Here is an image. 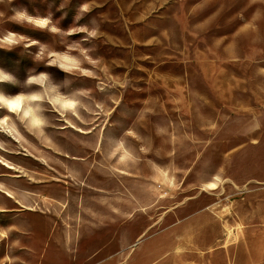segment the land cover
I'll use <instances>...</instances> for the list:
<instances>
[{
  "label": "rangeland",
  "instance_id": "374dc122",
  "mask_svg": "<svg viewBox=\"0 0 264 264\" xmlns=\"http://www.w3.org/2000/svg\"><path fill=\"white\" fill-rule=\"evenodd\" d=\"M21 6L64 31L10 22ZM4 29L79 66L0 50L19 82L0 92L38 93L24 103L43 120L0 109L20 134L0 128V158L34 210H0V264H264V0H0ZM30 69L58 89L23 84ZM114 181L126 224L76 233Z\"/></svg>",
  "mask_w": 264,
  "mask_h": 264
},
{
  "label": "clouds",
  "instance_id": "9594fccd",
  "mask_svg": "<svg viewBox=\"0 0 264 264\" xmlns=\"http://www.w3.org/2000/svg\"><path fill=\"white\" fill-rule=\"evenodd\" d=\"M11 16L9 21L17 25L23 26L25 24L30 25L33 31L48 32L49 34H58L64 31L53 20L51 13L39 16L31 14L26 7H17L11 9ZM71 31V29H69ZM93 35L95 32L93 31ZM20 47L27 51L32 47H36L38 50L35 54H32L34 63H44L45 67H54L63 73L70 71L69 61L74 62L76 66H79V60L76 57H70L65 52L52 50L49 52L46 61H42L41 57L45 51L49 48L48 44L41 43L38 40H34L31 37L22 33L13 32L7 29L0 31V50L12 51L15 48ZM12 84L17 85L19 82L17 78L4 68H0V84ZM32 83H38L40 86L47 88L51 85L52 91H56L59 87L58 83H55L48 72H37L35 69H30L27 73L26 79L23 82L25 85H31ZM38 93L33 92L31 94L20 92L16 95L9 96L0 92V109L2 110H16L21 109L24 111L25 116L30 118L34 124H43L42 118L36 115L38 109L31 104L25 106V101L32 98L34 99ZM7 120V117L3 118Z\"/></svg>",
  "mask_w": 264,
  "mask_h": 264
},
{
  "label": "crops",
  "instance_id": "0c3cea01",
  "mask_svg": "<svg viewBox=\"0 0 264 264\" xmlns=\"http://www.w3.org/2000/svg\"><path fill=\"white\" fill-rule=\"evenodd\" d=\"M65 111L64 109H62ZM9 114L16 115L20 118H22L21 114H17L12 111H8ZM8 119V124H5L4 117L0 118V128H2V131L8 135V137L13 139L14 141L16 139H20V134L14 127L13 123L9 122L8 116H6ZM23 119V118H22ZM24 120V119H23ZM28 122L27 127L33 130H42V124L36 125L32 122ZM126 154L123 155L125 157ZM126 159V157H125ZM0 160L3 162L0 163V171L3 172L2 174L4 180H2L4 183L0 182V210L2 209H9L13 206V203L18 204L22 209H28L31 211H34L32 207L26 208L27 204V193H25L23 190H21L22 187L25 186L23 184L25 181L22 180V178L19 175L10 176L9 171H16L15 167L11 164H9L7 161L0 158ZM3 164H6L4 166ZM14 180H13V179ZM13 183V184H12ZM24 185V186H22ZM18 188V189H17ZM113 188L114 193L111 194V196H97L95 198L91 199V205H85L83 206V212L79 211L77 214L75 212V215L79 216V214L82 213V216H86L85 220H82L78 218L76 219V230L77 233L79 230H81L83 227L89 228L92 230L93 234L92 236L96 237L99 235V237L102 235L108 236L110 233H112L113 236H115L116 232L115 230H118L120 227L124 226L125 223V204H124V197H123V188H122V182L121 181H114L113 185L109 187V189ZM5 199V200H3ZM3 207V208H2ZM77 208V207H76ZM72 209V208H71ZM78 209V208H77ZM76 216V217H77ZM71 231H65L66 235ZM118 235V233H117ZM124 248V247H123ZM122 248V249H123ZM125 249H123L122 252H124ZM119 251V250H118ZM115 251L112 255H110L107 261H113L114 257H116ZM121 252V250H120Z\"/></svg>",
  "mask_w": 264,
  "mask_h": 264
}]
</instances>
